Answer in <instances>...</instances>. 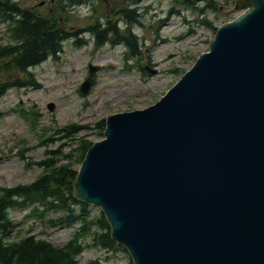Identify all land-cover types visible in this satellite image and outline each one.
<instances>
[{"label":"water","instance_id":"obj_1","mask_svg":"<svg viewBox=\"0 0 264 264\" xmlns=\"http://www.w3.org/2000/svg\"><path fill=\"white\" fill-rule=\"evenodd\" d=\"M232 8L155 103L106 117L78 168L75 197L133 264H264V0Z\"/></svg>","mask_w":264,"mask_h":264},{"label":"rangeland","instance_id":"obj_2","mask_svg":"<svg viewBox=\"0 0 264 264\" xmlns=\"http://www.w3.org/2000/svg\"><path fill=\"white\" fill-rule=\"evenodd\" d=\"M234 1L0 0V48L14 44L7 39V26L18 18L15 10L58 18L67 33L62 50L27 73L9 67L10 58L0 56V194L43 174L38 163L43 159L78 168L87 149L103 138L108 115L153 104L207 51L217 28L242 13L232 8ZM7 4L11 9L4 12ZM125 7L133 9L139 22L119 13ZM109 25L117 29H106ZM90 26L106 29L102 40ZM128 26L135 37L134 54L123 41ZM89 63L98 68L89 91L81 93ZM63 129L76 135L62 139ZM59 149L60 154L54 153ZM84 204L88 220L99 216V206ZM71 207L79 216L81 206ZM29 212L30 206L9 211L5 241L35 235L61 247L80 229L79 220L59 224L65 213L60 209H50L44 217ZM81 241L84 248L74 264H133L129 251L116 242L106 249L92 233Z\"/></svg>","mask_w":264,"mask_h":264},{"label":"trees","instance_id":"obj_3","mask_svg":"<svg viewBox=\"0 0 264 264\" xmlns=\"http://www.w3.org/2000/svg\"><path fill=\"white\" fill-rule=\"evenodd\" d=\"M9 9H11L10 4L3 7L4 12ZM119 13H122V16L128 18L129 21L135 19L133 9L128 7L120 10ZM15 14L19 16V19L16 20L17 25L11 31V37L15 39L16 44L2 46L0 56L10 58L9 67L27 73L32 66L60 52L67 33L58 18L47 20L31 11L15 10ZM134 21L139 22L138 19ZM105 28L117 29L116 26L110 25ZM89 29L95 33L97 41L102 40L101 35L106 29H96L94 26H90ZM126 31L129 35L123 37V41L129 47V53L134 54L135 37L130 33L129 26ZM97 41L96 43L99 44ZM29 75L31 76L30 73ZM30 84L35 85L32 79ZM75 135L76 131H65L61 138L71 140ZM54 153L60 154L61 150L54 151ZM65 157L68 156L65 155L63 158ZM55 160L56 158L51 157V159L39 161L44 172L32 182L2 189V195L0 194V264H74L75 257L84 248L81 237L88 233H92L93 240L106 249L117 245L110 238V225L103 212L100 210L98 217L88 220L86 204L74 196V182L78 168L73 167L70 162L58 163ZM72 205L81 206L79 216L75 214ZM26 206H30L28 216L44 217L50 209H60L65 213L64 217L57 222L64 224L67 221L79 220L80 229L61 247L53 246L48 240L37 238L35 235H26L18 241H5L10 227L9 211ZM92 227L96 230L91 231Z\"/></svg>","mask_w":264,"mask_h":264},{"label":"bare ground","instance_id":"obj_4","mask_svg":"<svg viewBox=\"0 0 264 264\" xmlns=\"http://www.w3.org/2000/svg\"><path fill=\"white\" fill-rule=\"evenodd\" d=\"M107 57V56H106Z\"/></svg>","mask_w":264,"mask_h":264}]
</instances>
